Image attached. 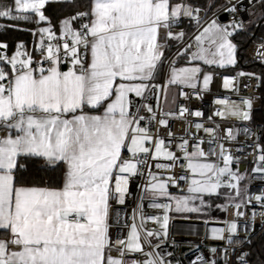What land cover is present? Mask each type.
Segmentation results:
<instances>
[{"label": "snow or ice", "instance_id": "1", "mask_svg": "<svg viewBox=\"0 0 264 264\" xmlns=\"http://www.w3.org/2000/svg\"><path fill=\"white\" fill-rule=\"evenodd\" d=\"M0 20V264H180L161 249L170 213L213 206L222 243L189 264H264L242 210L264 224V190L232 151L242 131L264 175V127L247 126L264 70L221 73L253 91L206 120L191 107L249 45L264 68V0H0Z\"/></svg>", "mask_w": 264, "mask_h": 264}, {"label": "built area", "instance_id": "2", "mask_svg": "<svg viewBox=\"0 0 264 264\" xmlns=\"http://www.w3.org/2000/svg\"><path fill=\"white\" fill-rule=\"evenodd\" d=\"M249 50L246 52V59L252 63H259L258 61H254L252 53V48L254 45H249ZM223 75L234 76L236 73H222ZM247 77H239V94L233 91L226 90L222 87V77L221 72H218L214 76L213 83L211 85V92H208L204 95L203 99H194L191 101V107L193 109H199L204 112V119L206 120L207 116L212 115L213 111L220 107L213 103V100L216 97L224 98L227 97L230 100L239 101L241 96H248L252 94L253 89H246L243 87V83L247 81ZM260 91V90H259ZM260 103H257L256 109H258ZM189 119H199L195 117H189ZM218 119V118H217ZM229 123H234L239 127L245 125L246 122L230 120ZM248 127L256 130L258 127H262L261 124L252 123L247 125ZM178 128L179 125L177 124ZM205 139H207L205 137ZM237 146H242L244 148L243 152L237 151V147L234 146L232 148L233 154L240 157V165L243 166L242 171H246L249 176H254L255 178L247 181L250 194L253 197L260 193V191L264 190V175L261 174H253L251 172L252 167L254 166V155L252 148H249L248 145L252 143L251 139H247L244 133L241 131L238 136L237 141L235 142ZM205 149H207L208 145H203ZM233 167H236L235 163ZM155 170V169H154ZM137 184L140 181H136ZM183 185V181L180 182ZM131 190L136 193L137 188L135 185L131 186ZM171 191L173 193H181L180 189L172 188ZM131 200V198H130ZM130 203V201H129ZM147 204V201H145ZM253 204H255V200H253ZM253 204L248 205L245 209H242L246 212V217L250 216L252 211H256V221L254 230L257 232L261 229L264 224H262L261 217L259 215L260 208L256 205L253 208ZM147 212H153L155 210L146 208ZM128 214L131 213V206L127 209ZM228 214L224 212V219L227 218ZM245 218H241L240 221V232L244 231L243 221ZM207 221V223H206ZM223 220H219L216 217H209L205 219L194 218L192 216L189 217H176L171 219L168 226V238L165 243L161 244V249L163 251H170L173 253V256L176 260L180 261V264H189V260L195 259V257L199 254H207V246L211 244H221L220 241H213L211 239L206 238V236H210L211 228L213 227H222L221 223ZM149 227H154L155 225L152 222H149ZM175 241V244H173Z\"/></svg>", "mask_w": 264, "mask_h": 264}, {"label": "trees", "instance_id": "3", "mask_svg": "<svg viewBox=\"0 0 264 264\" xmlns=\"http://www.w3.org/2000/svg\"><path fill=\"white\" fill-rule=\"evenodd\" d=\"M5 21L0 20V23H4ZM14 34V33H13ZM24 38H28L30 39V37H28L27 35H25ZM183 60H180L178 62V64L183 63ZM262 70H264V68H262V66L259 63H252L249 62L246 59V52L242 51L240 53V59L238 61V64L235 67H230V68H226V69H220V70H216V72H221V73H237L238 71H244V72H250V71H254V72H261ZM261 92H264V89H260ZM254 123H258L261 124L262 127H264V106H259L258 109H256L254 111ZM224 202V197H220L219 199L215 200L216 204H220ZM224 213L223 211H221L220 209L216 208L215 206H213L210 210H208V212L206 214H195V213H191L189 214L190 216H197L200 218H209V217H219L222 216ZM264 228V226L262 227ZM262 228L259 229L256 233L259 234L262 231Z\"/></svg>", "mask_w": 264, "mask_h": 264}, {"label": "rangeland", "instance_id": "4", "mask_svg": "<svg viewBox=\"0 0 264 264\" xmlns=\"http://www.w3.org/2000/svg\"><path fill=\"white\" fill-rule=\"evenodd\" d=\"M185 62L181 63V64H178L177 66H182ZM177 195L181 194V193H175ZM224 213V212H223ZM190 215L189 214H180V213H170V219H169V222H168V226H169V223L171 221V219L173 218H176V217H189ZM194 218H199V219H205V218H200V217H197V216H193ZM217 219L219 220H224V214L222 216H219V217H216Z\"/></svg>", "mask_w": 264, "mask_h": 264}, {"label": "water", "instance_id": "5", "mask_svg": "<svg viewBox=\"0 0 264 264\" xmlns=\"http://www.w3.org/2000/svg\"><path fill=\"white\" fill-rule=\"evenodd\" d=\"M239 167H240L241 170H243V166L242 165H240Z\"/></svg>", "mask_w": 264, "mask_h": 264}, {"label": "crops", "instance_id": "6", "mask_svg": "<svg viewBox=\"0 0 264 264\" xmlns=\"http://www.w3.org/2000/svg\"><path fill=\"white\" fill-rule=\"evenodd\" d=\"M231 67V66H230ZM230 67H228V68H230ZM218 70H220V69H218ZM216 73H218V72H216Z\"/></svg>", "mask_w": 264, "mask_h": 264}]
</instances>
